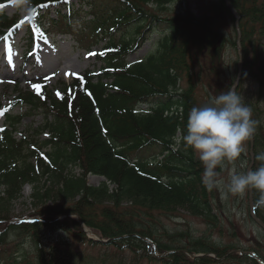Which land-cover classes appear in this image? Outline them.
Segmentation results:
<instances>
[{
	"label": "trees",
	"instance_id": "1",
	"mask_svg": "<svg viewBox=\"0 0 264 264\" xmlns=\"http://www.w3.org/2000/svg\"><path fill=\"white\" fill-rule=\"evenodd\" d=\"M1 1L27 2L33 13L41 14L30 28L29 42L32 35L47 43L55 33L75 31L104 42L94 51L99 67L87 68L56 89L44 84L18 92L7 106L0 101V116H5L0 126V257L10 259L4 263L32 264L22 246L27 241L35 246L34 264L85 259L69 244L62 251L44 244L45 233L63 232L73 244L112 248L97 258L87 256L89 264H264V244L257 238L248 247L235 243V233L228 243L214 239L223 229L215 210L219 190L203 185L202 164L190 148L177 143L189 110L204 105L197 84L211 95L235 85L222 76L227 46L239 52V33L232 40L216 26L230 20L236 27L227 1L208 4L202 15L190 10L162 13L175 0ZM230 1L240 17L243 70L237 93L255 121L254 169L262 163L256 156L264 152V59L259 55L264 0ZM18 26L0 7V35L12 43ZM155 34L160 36L157 48L130 61ZM246 81L255 86L250 96L242 94ZM18 105L26 110L13 114ZM37 115L43 117L40 129L18 139L25 118ZM91 175L102 177V183L91 184ZM28 184L31 198L53 199V204L43 203L30 220H10L4 207L21 197ZM258 196L253 190L257 216L264 222ZM180 209L201 219L207 229L194 236L168 228L164 219ZM73 214L108 242L88 238ZM11 231L23 241L9 244L6 234Z\"/></svg>",
	"mask_w": 264,
	"mask_h": 264
},
{
	"label": "rangeland",
	"instance_id": "2",
	"mask_svg": "<svg viewBox=\"0 0 264 264\" xmlns=\"http://www.w3.org/2000/svg\"><path fill=\"white\" fill-rule=\"evenodd\" d=\"M217 1L219 0H175L165 7L162 13L173 15L190 10L196 15H202L207 11L208 4ZM0 7L4 11V15L9 18V21L19 24L16 28L15 38L10 45L6 42L5 38L7 37L0 35V101L5 106L18 92H25L31 90V88H39L44 84H47L52 89H56L62 82L68 83L73 78L79 77L87 68H94V65L100 66L101 63L95 58L94 51L101 50L104 42H96L94 38L86 37V34L77 31L72 34L63 35L55 33L48 40V43H45L40 37L32 35L33 42H29V35L32 34L30 28L33 27L41 14L33 13L31 6L27 2L10 1L6 3L0 0ZM149 7L159 10L158 6L155 5H149ZM86 10H89V8H86ZM52 15L55 16L56 14L52 12ZM88 16V19L92 18V15ZM223 21L220 20L216 26L228 38L231 36L232 40H236L237 29L235 23H232L230 20L228 22ZM6 30L5 27L3 31L5 32ZM159 40L160 36L155 34L141 49L130 55V61L133 62L141 59L149 51L155 50L159 44ZM28 52L32 54L31 57L26 58ZM259 55L264 59V41L260 44ZM237 61L238 48H234L229 44L225 53V72L222 76L225 83L236 82L239 76V64H236ZM239 83L237 87L234 88L233 86L231 88L238 91ZM197 86L199 100L204 102V105L208 104L214 95L209 94L202 84H197ZM254 90L255 86H253L252 82L246 81L242 94L250 96ZM25 110V106L18 105L14 107L12 112L13 114H17ZM4 118V115L0 116V126L3 125ZM42 121L43 117L41 115L26 117L18 130L17 138L20 139L35 134L34 132L42 125ZM46 136L47 134L45 133L41 134L40 137L41 139H45ZM243 148L244 151L235 162V166L241 171L247 170L251 164L250 139L244 144ZM231 167H233V164L225 162L223 169H221L220 174L225 182L228 180V171ZM88 181L91 184L100 185L103 178L91 175L88 177ZM32 191V185L28 184L24 186L22 196L5 205L4 212L11 216L10 220H30L34 217V211L39 206H42L43 203L47 205L53 204V199L37 200L31 198ZM219 193L221 202L216 204L215 210L222 220L220 226L223 229L222 233L215 232L218 231L217 229L214 231V239L228 243L231 241L233 233H235L238 239L234 241L241 247L250 246L254 242L253 238H257L261 244H264V231L259 229L250 216L249 191L242 196H225L220 190ZM71 218L75 221L80 220L77 214L71 215ZM164 223L172 230L181 229L184 232L190 231L194 236H200L207 229V225L201 219L191 215L186 209L176 211L175 215L164 219ZM84 227L82 225L83 230L85 229ZM87 230L90 232L89 228ZM84 232L87 234V231L84 230ZM90 234L93 235V232ZM6 239L12 245L16 241H23L13 231L6 234ZM43 242L51 250L59 248L60 251L67 250V245L69 244L74 252L84 255L85 259L75 260L72 264H89L90 258H97L100 253L112 250L110 247L109 249L102 246L90 247L87 244H73L72 241L66 238L63 232H47L43 235ZM22 246H24V252H26L31 263L34 264L37 258L34 244L31 241H27ZM87 256L90 258H87ZM59 257V255H56V258ZM0 260H2L0 264H5V261L10 262V259L4 256L0 257Z\"/></svg>",
	"mask_w": 264,
	"mask_h": 264
},
{
	"label": "clouds",
	"instance_id": "3",
	"mask_svg": "<svg viewBox=\"0 0 264 264\" xmlns=\"http://www.w3.org/2000/svg\"><path fill=\"white\" fill-rule=\"evenodd\" d=\"M251 108L234 88L220 91L203 106L192 107L187 115L186 131L177 143L190 148L202 164L201 181L209 190H220L225 196H242L249 190L259 193L256 204L264 207V152L256 159L259 167L238 170L235 162L244 151V144L255 131ZM225 162L233 164L228 180L219 169Z\"/></svg>",
	"mask_w": 264,
	"mask_h": 264
},
{
	"label": "water",
	"instance_id": "4",
	"mask_svg": "<svg viewBox=\"0 0 264 264\" xmlns=\"http://www.w3.org/2000/svg\"><path fill=\"white\" fill-rule=\"evenodd\" d=\"M227 4H228V7L230 8V10L232 11V13L237 18L236 19V27L239 30V20H240V17L238 15V12L235 9V7L232 5V3H231L230 0H227ZM240 36L241 35L239 33V41H240ZM239 55H240L239 76H238V78L236 80V83H235L234 88L237 87V85H238V83L240 81L241 73H242V68H243V63H242V59H241V46L240 45H239ZM250 141H251V146H250L251 164H250L249 168H252L253 165H254V137H253V135L250 138ZM249 206H250L249 209H250V216H251V218L264 230V222L257 216V213H256V209H255L254 201H253V193H252V190H249ZM90 238H92V239H94L96 241H99V242H108V240L102 239L99 235H96V234H95V237L90 236Z\"/></svg>",
	"mask_w": 264,
	"mask_h": 264
}]
</instances>
